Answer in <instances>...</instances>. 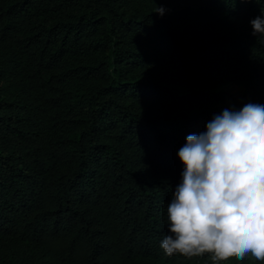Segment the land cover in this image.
Segmentation results:
<instances>
[{
	"label": "trees",
	"instance_id": "obj_1",
	"mask_svg": "<svg viewBox=\"0 0 264 264\" xmlns=\"http://www.w3.org/2000/svg\"><path fill=\"white\" fill-rule=\"evenodd\" d=\"M258 16L264 0H0V264H212L160 242L186 137L264 99Z\"/></svg>",
	"mask_w": 264,
	"mask_h": 264
},
{
	"label": "clouds",
	"instance_id": "obj_2",
	"mask_svg": "<svg viewBox=\"0 0 264 264\" xmlns=\"http://www.w3.org/2000/svg\"><path fill=\"white\" fill-rule=\"evenodd\" d=\"M250 23L264 36V17ZM177 155L185 167L167 206L164 254L264 262V99L214 116Z\"/></svg>",
	"mask_w": 264,
	"mask_h": 264
},
{
	"label": "rangeland",
	"instance_id": "obj_3",
	"mask_svg": "<svg viewBox=\"0 0 264 264\" xmlns=\"http://www.w3.org/2000/svg\"><path fill=\"white\" fill-rule=\"evenodd\" d=\"M241 88L235 84L228 83L222 85L217 89V91L223 92L228 95H237L240 92Z\"/></svg>",
	"mask_w": 264,
	"mask_h": 264
}]
</instances>
